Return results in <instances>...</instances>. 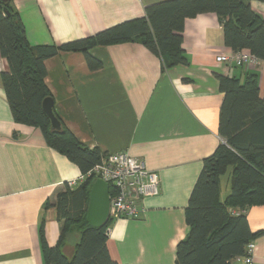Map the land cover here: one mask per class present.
<instances>
[{"label": "crops", "instance_id": "crops-1", "mask_svg": "<svg viewBox=\"0 0 264 264\" xmlns=\"http://www.w3.org/2000/svg\"><path fill=\"white\" fill-rule=\"evenodd\" d=\"M160 1L13 0V5L31 44L57 46L143 17L146 6ZM251 4L264 18V2ZM182 47L189 64L168 69L139 39L91 48L102 62L95 70L80 51H60L45 61L54 109L79 140L103 153L127 151L160 174L161 191L139 200L140 217H122L109 227L110 254L124 264H176L177 245L190 229L186 207L204 159L224 140L218 75L244 79L256 72L264 97L263 62L240 67L217 61L233 50L225 45L216 13L188 18ZM7 71L0 53V264H45L41 224L51 246L61 232L58 210L46 202L81 171L47 143L39 127L14 121L1 77ZM246 213L252 231L264 232V204ZM254 241L253 264H264V233ZM232 264L245 262L238 257Z\"/></svg>", "mask_w": 264, "mask_h": 264}, {"label": "trees", "instance_id": "trees-1", "mask_svg": "<svg viewBox=\"0 0 264 264\" xmlns=\"http://www.w3.org/2000/svg\"><path fill=\"white\" fill-rule=\"evenodd\" d=\"M252 0H164L146 6L145 16L123 21L85 38L60 45H33L13 0H0V53L9 64L2 83L16 123L39 127L47 143L75 162L86 178L74 188L65 183L54 201L61 232L53 246L40 229L45 264H124L110 254L109 217L102 227L87 221L90 192L96 175H90L108 153L83 143L62 122L61 131L51 130L42 110L51 96L46 84L45 61L60 51H80L91 69L102 62L90 54L97 45L141 40L161 57L163 68L188 65L182 44L185 21L214 12L223 26L225 45L233 51L249 49L264 60V18L253 9ZM264 2V0H258ZM224 93L219 133L224 139L204 164L186 207L189 232L177 245L176 264H232L246 254L250 241L263 231L253 232L246 210L264 204V97L259 77L248 72L244 79L218 75ZM232 167L231 192L221 198L220 177ZM113 187L110 192L113 194ZM236 209V210H235ZM72 247L71 253L68 252Z\"/></svg>", "mask_w": 264, "mask_h": 264}, {"label": "built area", "instance_id": "built-area-1", "mask_svg": "<svg viewBox=\"0 0 264 264\" xmlns=\"http://www.w3.org/2000/svg\"><path fill=\"white\" fill-rule=\"evenodd\" d=\"M217 61L240 67L257 65L259 62L264 64V60L253 56L249 49L219 54ZM92 174L107 181L110 189L113 187V194L110 192V216L114 221L122 217L139 218L141 215L139 200L143 197L158 195L161 191L160 174L150 170L142 158L132 156L124 150L108 153L89 172V176ZM86 176L81 175L69 181V186L77 187ZM107 231L109 234V228ZM246 250V254L240 258L245 264H253L256 252L254 240L248 243Z\"/></svg>", "mask_w": 264, "mask_h": 264}, {"label": "water", "instance_id": "water-1", "mask_svg": "<svg viewBox=\"0 0 264 264\" xmlns=\"http://www.w3.org/2000/svg\"><path fill=\"white\" fill-rule=\"evenodd\" d=\"M42 110L50 121L51 130L61 131L62 122L55 113L53 97L44 98ZM110 211V184L102 178H97L90 192L87 221L93 227H102L107 223Z\"/></svg>", "mask_w": 264, "mask_h": 264}, {"label": "rangeland", "instance_id": "rangeland-1", "mask_svg": "<svg viewBox=\"0 0 264 264\" xmlns=\"http://www.w3.org/2000/svg\"><path fill=\"white\" fill-rule=\"evenodd\" d=\"M231 174H232V167H230L227 172L221 176V197L225 199L226 196L231 192ZM72 247H69L68 252L71 253Z\"/></svg>", "mask_w": 264, "mask_h": 264}]
</instances>
